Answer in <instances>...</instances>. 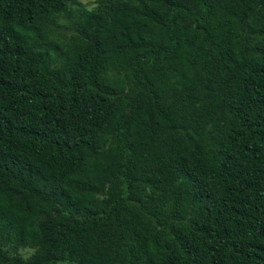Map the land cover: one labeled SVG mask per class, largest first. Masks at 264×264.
<instances>
[{
	"label": "trees",
	"instance_id": "1",
	"mask_svg": "<svg viewBox=\"0 0 264 264\" xmlns=\"http://www.w3.org/2000/svg\"><path fill=\"white\" fill-rule=\"evenodd\" d=\"M0 264H264V0H0Z\"/></svg>",
	"mask_w": 264,
	"mask_h": 264
},
{
	"label": "rangeland",
	"instance_id": "2",
	"mask_svg": "<svg viewBox=\"0 0 264 264\" xmlns=\"http://www.w3.org/2000/svg\"><path fill=\"white\" fill-rule=\"evenodd\" d=\"M80 2H82L83 4H87V3H89V2H91V1H93V0H79ZM23 252V251H22ZM30 253V251L29 250H24V252H23V255H27V254H29Z\"/></svg>",
	"mask_w": 264,
	"mask_h": 264
}]
</instances>
